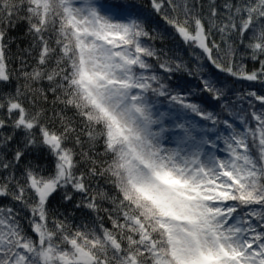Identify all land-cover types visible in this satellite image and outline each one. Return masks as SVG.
I'll use <instances>...</instances> for the list:
<instances>
[{
	"label": "snow or ice",
	"instance_id": "1",
	"mask_svg": "<svg viewBox=\"0 0 264 264\" xmlns=\"http://www.w3.org/2000/svg\"><path fill=\"white\" fill-rule=\"evenodd\" d=\"M150 4L193 49L194 69L144 42L164 35L136 0H0V82L14 75L13 18L32 37L23 51L38 49L30 71L19 57L25 83L0 96L13 129L0 132V264H264V95L233 92L203 63L264 83V0H209L206 13L200 0ZM180 71L199 89L171 88ZM201 93L221 112L193 99ZM17 131L23 147L12 151ZM40 148L52 171L28 162L18 176L28 149ZM61 190L66 202L82 195L75 208L90 222L74 226L49 208Z\"/></svg>",
	"mask_w": 264,
	"mask_h": 264
},
{
	"label": "trees",
	"instance_id": "2",
	"mask_svg": "<svg viewBox=\"0 0 264 264\" xmlns=\"http://www.w3.org/2000/svg\"><path fill=\"white\" fill-rule=\"evenodd\" d=\"M136 2L142 7V9L148 13L151 14L152 22L148 25L149 29H155L157 32H160L164 35L163 41L160 39L153 41L145 40V43H151L154 44V46L157 49H163L165 52L168 53L170 57L175 59L176 57H179L184 62L187 63L189 68L194 69L197 61L192 55L193 49L189 48L188 45H186L182 39L175 34L174 30L165 24L163 19L153 12L150 4V0H136ZM217 4H221L220 0H216ZM200 3L203 5L205 13L208 9L209 0H200ZM13 22L15 24V27H9L7 31V37H6V43H7V52L6 55L8 57V65L10 72L14 73L12 79L5 83L0 82V96H3L8 93H15L17 85H23L25 81L20 78L18 69L20 68V59L19 57L21 55L24 56V58L28 62V69L31 70V66L35 65L36 63V57L38 55V49L33 50L31 55H28L27 52H24L23 50L30 47L32 37L27 33L28 24L27 21L24 20H16L13 18ZM217 40H219V36L215 37ZM243 49L241 48V51ZM197 54L199 53V50H195ZM151 63L155 64L156 61L150 60ZM204 68H205V74L211 75L214 78L218 79L219 81L226 82L227 85L233 90V92L239 91V92H245V91H256L258 94L264 95V83L261 82H249L245 80H237L233 77L228 76L227 74L221 73L218 70L214 69L206 60L203 62ZM245 64H247L248 70L253 69L254 67H258L257 64H254L250 60H245ZM168 84L173 89H179L181 91H189L191 89H199L200 87V81L199 79L193 75L189 76L187 72L180 71L172 74L171 79H169ZM45 88H47V83L44 82L43 85ZM23 91V88H22ZM233 93H229V95H232ZM52 96L49 94V101H51ZM193 99L202 103L205 108L211 111L215 112H221V109L219 107V102L213 101L208 93H201L199 95L193 96ZM24 103L26 107H29L28 104V97L25 96ZM257 108L259 107V103H256ZM37 107H43L45 109H48V112L46 113L47 116L51 115V109L52 105L50 103H37ZM61 106H57V109H59ZM243 107L247 108V104L245 103ZM67 116L72 117L74 115L73 110L69 109L66 113ZM0 118L5 119L9 126L0 129V132L3 134H12L13 129L11 128V119L8 118L6 109L0 110ZM222 118H226L223 117ZM12 119H15V115H13ZM53 127L56 128L57 131L61 130L59 128V121H56V123L53 125ZM77 127L79 128V120L77 118ZM23 132L17 131L15 133L13 141L9 144V149L12 151L15 150L17 146L23 147L22 139H23ZM81 139L83 140V135L81 136ZM69 146H72V141H69ZM85 150L87 149V143L84 145ZM80 149L77 148V151ZM12 151H8L7 156L8 159H11ZM28 162H31L33 164H38L41 167L45 169L44 174L47 175L49 172L52 171L54 166V158L48 153L47 149L40 148V149H28L26 152L25 157L20 162L19 167L17 168V175L19 176L21 173V170L24 168L25 164ZM85 166L81 164V170L84 169ZM95 183V182H93ZM100 186L104 187L103 181L100 182ZM111 191V189H109ZM69 192H71V188L68 189ZM64 192L63 190L55 193L53 197L50 200L49 208L52 210H58V213H62L63 217H68L69 221L75 226L79 225L82 222H90L93 218V213L89 212L87 209H76L75 204L82 199V195L79 193L73 192V200L70 202H66L63 200ZM4 203H7L8 201H2ZM102 207H109L107 203L103 204ZM27 215V213H25ZM101 215H104L102 212ZM105 226L110 227V221L107 220V217L105 216ZM25 227L27 228V224L25 223Z\"/></svg>",
	"mask_w": 264,
	"mask_h": 264
},
{
	"label": "rangeland",
	"instance_id": "3",
	"mask_svg": "<svg viewBox=\"0 0 264 264\" xmlns=\"http://www.w3.org/2000/svg\"><path fill=\"white\" fill-rule=\"evenodd\" d=\"M221 2H223V0H220ZM222 4V3H221ZM221 147H223V145H221Z\"/></svg>",
	"mask_w": 264,
	"mask_h": 264
}]
</instances>
